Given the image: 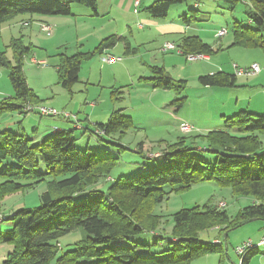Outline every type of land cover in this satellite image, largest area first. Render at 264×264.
Listing matches in <instances>:
<instances>
[{
  "label": "trees",
  "instance_id": "16d2710c",
  "mask_svg": "<svg viewBox=\"0 0 264 264\" xmlns=\"http://www.w3.org/2000/svg\"><path fill=\"white\" fill-rule=\"evenodd\" d=\"M183 1L156 0L146 11L154 18H163L172 5ZM227 1L233 4L239 0ZM73 3L95 9L96 0H0V23L19 14L70 15ZM246 14L249 24L233 21V44L264 50V0H250ZM113 42V37H106L95 49L101 50ZM178 46L183 53L208 54L211 51L198 36H186ZM10 47L14 65L0 52V64L7 68L12 87L11 99H0V114L37 101L21 68L23 57L31 48L23 46L21 38H12ZM83 56L87 54L61 55L57 78L64 88L78 80ZM149 78L155 87L174 89L177 94L182 93L186 82L174 80L162 67H152ZM198 80L204 85L232 84L230 77L220 72L199 76ZM183 98L176 97L173 102L177 101L179 106ZM132 123L129 115L115 110L105 123L95 127L103 133L95 134L93 129L91 135L111 148L123 149L104 136L121 135ZM74 129L53 131L37 143L22 133L0 131V202L11 192L49 180L38 206L17 209L6 218L11 220V226L4 237L0 235V241L10 244L11 250L3 264H189L198 256L212 252L222 255L226 250L223 241L200 240L201 232L216 228L225 233L249 219L264 221L263 114L239 111L224 118L222 128L202 135L206 142L203 146L189 145L179 136L174 142L166 143L159 155L149 154L161 157V161L148 168L143 166L140 173L112 179L101 187L97 184L110 176L118 158L101 156L89 147L78 148ZM195 149L213 152L215 159L208 161ZM205 180L230 187L235 196H249L255 202L242 207L234 218L209 203L175 212L166 241L168 247L159 251L156 250L159 236L152 243L135 240L134 237L144 231L155 234V224L140 216L143 201L150 200L155 205L168 192L185 190ZM9 184H13L14 190L3 193ZM79 230L84 236L73 248L61 251L57 248L56 242L61 237ZM258 250V247L249 248L240 255V264H248L251 255Z\"/></svg>",
  "mask_w": 264,
  "mask_h": 264
},
{
  "label": "rangeland",
  "instance_id": "374dc122",
  "mask_svg": "<svg viewBox=\"0 0 264 264\" xmlns=\"http://www.w3.org/2000/svg\"><path fill=\"white\" fill-rule=\"evenodd\" d=\"M242 1L243 0H239L238 2H234L232 4V1L227 0H197V3L199 4V6L198 4L197 6L200 13H197V16L194 17L191 12L193 7L190 5L193 0H185L181 3L172 5L170 10H168V14L174 12L177 17H180L182 20L185 17L191 19V24L197 29L209 30L214 28V26L225 27L227 29V33L224 35V39H227L232 38L231 28L233 21H241L243 24H249L246 11L250 4L245 5ZM110 2L113 4L112 11L104 21L107 28L119 27V30L125 31L127 35L128 32L127 29H125V26L128 24L132 26V35L138 40L150 34L153 37L154 35H157L155 30L151 27L149 28L146 24H144L145 26L143 25V30H138L135 27L137 22L142 21L141 19L138 21L137 18L139 15L144 13L143 2L141 6L135 8L134 6L127 7L126 3L122 5H115L113 0H102L101 5L107 8ZM133 9H135V12ZM30 15L33 17L39 16V14H20L0 23V52L4 54L6 60H8L11 65H14L15 59L13 50L10 47L12 35L9 32V25H13L17 31H20V26L14 25V23L19 21L18 23L23 25V21H26L23 20V18L28 19ZM31 26L32 27L26 26L21 29L22 33L25 35L22 45L31 48L30 53L26 55V57H23L21 66L27 86L33 91L34 95H38L39 98L45 100V102L40 103V105L54 108L57 111L65 110L75 115L80 113H89L92 108H84V94H86V92L84 90L83 92L78 91V89L82 90L83 88L79 85H75L72 89L73 92L70 94V91L62 88V86L58 83L57 73L54 67L56 63L59 64L57 62L59 60V53L71 54L70 52L76 48L72 44L59 48L54 47L51 35H46L45 33L42 34L40 31L35 32L36 26L34 24ZM189 31L193 32L192 29H189ZM199 32H201L202 35V30L198 31L197 34H199ZM205 32L207 33V31ZM65 33V36H69L70 34L73 36V30H69ZM204 37L208 42H211L212 39L207 38V34L204 35ZM148 42L140 44V46L137 47L139 48V51L136 53L137 55L135 54L136 56H133V59L135 60L125 59L124 55H115L122 57L123 60H127L122 61L119 65L129 67L132 74H134L131 78L129 74L125 73L126 70L124 68L117 69L118 75H116V78L120 80L121 83L132 82L134 85L133 88H130V91H132L131 94L126 95L125 99L122 100L121 103L113 102L109 105L105 102L107 101L105 99H107L109 92V88L105 87L113 82V80L108 77L106 73L99 75L95 68H93L92 72L89 74V85L91 86H87L88 93L91 94V91H95L97 94L101 90L103 91L101 95L102 97L97 100L98 102L101 101V103L97 105L96 109H94L95 111L92 117L96 118L95 116H100L101 111L109 105L111 107L113 106V108L124 107L127 112L126 114H130V117L133 120L132 125L119 137V140L122 139V143L120 142L118 144H120L123 149L114 146L113 148L116 151L115 153H111L113 151H110L112 148L109 147V153H107L108 155H105L104 152L106 151H104V147L109 146V144L103 141H96V136L94 135L91 137L89 148L95 149L101 156H115L118 158L117 165L111 170L110 176H107L103 182L100 181L97 184L98 187H101L103 183L116 179L120 176H129L140 173L143 166L148 168L155 162L161 161V157L154 158L149 156V154L153 153V155H159L160 151H162L161 149L166 143L174 142L179 136L184 137L186 143L189 145H206L202 136L203 133L205 134L206 132L201 130L197 133V126H203L206 122H208L209 117L214 114V108H210V106H212V103H214L218 94L211 95L206 90V93H201L202 86L199 84L197 79V76L199 75L197 65L201 60L199 59V61L192 62L186 61L185 58H180L182 64L181 68L178 70H172V63H167L166 68L169 70L166 71L168 73L170 72L171 75L179 76V78L186 80L181 94H177V92L172 89L167 91L158 89L149 92L150 89H145L139 82V78L140 76L150 75V72L146 70L148 69L147 66L155 63V61H160V55H158L157 51L160 50L161 46L165 42L164 40L162 41L163 43ZM170 42L172 41L170 40ZM91 43H93V39L87 41V44ZM123 49V45H120L114 50V52L119 50V53H122ZM256 50L260 51L258 56L252 55L253 53L251 55L256 58L255 60L257 64L263 66L264 52L260 49ZM141 59L146 63L145 65L140 62ZM38 61H45L46 65L41 66L37 63ZM92 64L96 65V69L99 68L100 64L105 68L111 67L110 65L102 64L100 58L98 62L96 60V62H92ZM86 69V66H84L83 72ZM263 76L264 74L261 73L255 77ZM98 82H100V86H98ZM101 86L103 88H101ZM238 92L242 93L243 91L239 90ZM11 95L12 87L8 77V70L0 64V99L5 96H7L6 98L11 99ZM46 96L48 97L46 98ZM175 96L184 97L180 101L179 106H177V101L173 102ZM94 98L97 99V96L95 95ZM48 102H52V105H49ZM89 102L90 101H87V103ZM20 110L22 113H26L23 111V108ZM28 114H31L28 117L34 118V120L31 121L34 123L28 122V117L24 120V124L28 129L31 128L30 126L35 125L38 120L42 119V121H45L44 119L49 118L41 115V118H38L34 115L39 114L33 112ZM181 121L192 125L196 129H192L188 132L181 131L179 128V123ZM25 132L27 134L26 136H30L28 130ZM197 134L200 135L197 137ZM73 136L75 137V145L78 148H86L87 137L84 136V134H81L78 130H74ZM109 137H111V135ZM112 137L113 138H109L107 141L116 142L115 138L118 136L114 137V135H112ZM195 152L208 161H213L216 155L210 151L195 149ZM40 168L43 169V166L40 165ZM47 182H49L48 179L35 183L31 187H25L14 193L11 192L14 190L13 184L6 186V192L2 190L5 194L9 192L11 193L5 195L0 202L1 238L4 237L6 230L11 226V220H6V218L10 216L12 211L17 209L38 206L40 204L41 193L48 189ZM164 189L169 188L168 186H164ZM220 202H224L225 206H219ZM251 202H255L254 200L252 201L251 197L235 196L231 192L230 187L219 186L213 180L198 182L185 190L168 192L165 194L164 199L157 202L155 205L154 203H151L150 200L143 201L142 205H140V216L147 217V219L155 224V234L149 231H144L143 233L136 235L134 238L136 241L152 243L156 237L159 236L156 243V250L159 251L168 247V243L166 241H168V237H170L172 215L175 212L195 205L202 207L204 204L209 203L211 207L225 210L231 217L234 218L242 207L251 204ZM152 213H156L160 216L152 217L149 215ZM261 221L262 220H250L245 224L226 231L225 233L212 229L201 232L199 234L200 240L208 241L212 238H216L213 239V242L219 243L220 241H223V244L226 243V250L222 255L217 252H212L201 255V257L198 256L189 264H240V257L236 254L235 247L244 243L248 239L253 242H257L264 232V228H259V223ZM83 236L84 233L81 230L70 232L56 242L57 248L60 251L62 249H71L74 247V243ZM173 241L176 242L177 240ZM258 248V253L251 255L248 264H264V245H259ZM10 250V244L0 241V264H3V261Z\"/></svg>",
  "mask_w": 264,
  "mask_h": 264
},
{
  "label": "crops",
  "instance_id": "0c3cea01",
  "mask_svg": "<svg viewBox=\"0 0 264 264\" xmlns=\"http://www.w3.org/2000/svg\"><path fill=\"white\" fill-rule=\"evenodd\" d=\"M101 1L102 0L100 1L96 0L95 9H91L79 3H73L71 4V14L70 15H39L35 17L30 15L28 19L23 18V20L29 21L28 22L29 24L20 25L18 23L19 21L14 23V25L20 26L19 27L20 31H17L13 25H9V32L12 35L11 39L21 38V41H23L25 37L24 33H22L21 31L23 27H26V26L32 27L31 25L34 24L36 26L35 32L40 31V33L44 34L45 32L42 30L40 24L48 23L50 25H53L54 27L53 32L51 34V40L54 43V47L59 48V47L72 44L76 48L72 52H70L71 54L63 53V55L70 56L76 53H81L85 55L87 54V56H83L81 58L79 72H78V80L75 83H73L69 88H65L66 90L70 91V94H71L73 92L72 89L75 87V85L76 86L79 85L83 89L82 90L78 89V91L83 92L84 90L86 92V94H84L85 95L84 108H87V109L92 108L90 109L89 113L76 114L78 115L77 117H79L80 119L79 121L82 124L83 128L74 129V130L80 131L81 134H84V136L87 137L86 147H89L90 139L93 136L91 135V130H93L99 123H105L113 111L120 110L121 113L123 114L127 113L124 107L123 108L121 107L113 108V106L112 107L109 106L113 102L121 103L122 100L125 99L126 95L131 94L132 91H130V88L134 87L132 82L131 83H121L120 80L116 78V75H118L117 69L124 68L126 70L125 73L129 74L130 77L132 78L134 74H132L129 67L125 65L120 66L119 64L125 59L132 60L134 58L133 56H136L137 55L136 53L139 51V48L137 47H139L140 44L147 43L148 41H149L148 43H155V42L161 43L163 40L164 42L171 40L172 42L178 45L181 42V40L186 36H198L199 39L203 43H206L207 45L210 46L211 51L208 52V59L206 60L200 59L201 61L197 65L198 73H199V75L197 76V79L199 76L217 73V72H220L222 76L230 77V80L232 81L231 85H227V84L225 85H204V84H201L198 80L199 84L202 86L201 88L202 94L206 93L205 92L206 90L211 95L218 94V96L215 99L214 103H212V106H210V108H214V114L209 117L208 122H206L203 126H197V133L201 130H204L207 133L208 131L212 129L222 128L224 118L229 117L239 111H247V112L264 115V94H263L264 76L255 77L261 73L264 74V71H261L259 74L253 77L235 76L234 68H233V63L237 64L240 67H245V66L250 65L253 62H256L255 60L256 58L253 57L252 55L258 56L260 51H257L256 49H260L264 52L262 48L233 44L234 42L233 34H232V38L224 39V36L217 38L215 34H216V31L219 29V27L221 28V26H214V28H211L209 30L197 29L196 27H194V25L191 24V19H188L185 17L182 20L180 17H177V15L174 12L170 14H168L167 12L166 16L163 18H154L146 11V7L152 4L156 0H113L115 5H118V4L122 5L126 3L127 7L134 6V8L141 6L143 2L144 13L139 15L137 18L138 21L139 19L142 20V21H139L142 24H138L139 22H137V24H135L136 25L135 27L138 30H143L145 26L144 24H146L147 26H149V28L151 27L155 30L157 37L155 35L153 37L151 36V34L148 36L143 35L144 38L138 40L137 38L135 39L134 36L132 35V26L128 24L125 26V29H127V32H128L127 35L129 36L126 35L125 31L119 30V27L107 28V25L106 23H104V21L111 14L113 4L110 2L109 6L106 8L101 5ZM242 3H244L245 5H249L250 0H243ZM197 4H198L197 0H193L192 4H190L193 7V9H191V12H192V16L194 15V17L197 16V13H200L198 10L199 4L198 6ZM133 11L135 12V9H133ZM189 29H192L193 32H190L191 30L189 31ZM69 30H73V36H71V34L69 36H65L66 35L65 32H68ZM201 30H202L203 36L201 35V32L197 34V32ZM205 31H207V33ZM142 32H145V31H142ZM206 34H207V38L212 39L211 42H208L206 38L204 37V35ZM109 36L113 37V41H114L113 44H111L108 47H103L101 50L96 51L95 48L99 45L101 40ZM90 39H93V43L87 44V41ZM120 45H123L124 47L122 53H119V50L114 52V50L118 48V46ZM157 52H158V55H160L159 56L160 61L159 62L155 61V63H152L150 66H147L148 69L146 70L150 72V75L140 76L139 78V82L141 83V85L144 86L145 89L146 88L150 89L149 92L155 91L158 89H162L165 91L171 90V89L155 87L153 85V82L149 78L152 75V67H162L163 70L167 74H169V76H171L174 80L181 79L179 78V76H173L170 74V72L168 73L167 71L169 69H167L166 67H167V63L171 62L172 70L180 69L181 64H182V61L180 58H185L183 54L177 53L175 51H170V50L169 51L158 50ZM105 54L124 55L125 59L123 60V58L120 57L119 60L111 64H108L101 60V56ZM61 55L62 54L59 53L58 55L59 60H60ZM24 57H26V55ZM99 58L102 64L104 65L107 64V65H110L111 67L105 68L104 66H101L100 64L99 68L96 69V65L95 64L93 65L92 62H96V60L98 62ZM59 60L57 61L58 63H59ZM195 61H199V60H195ZM195 61H192V62H195ZM140 62L143 65L146 64L142 59L140 60ZM84 66H86L87 69L83 72ZM54 67L57 73L58 64L56 63ZM93 68H95V70L97 71L99 75L106 73V75L113 80L111 84H108L105 87V88H109L107 99H105L107 100L105 102L109 105H107V108L101 111L100 116H95L96 118H93L92 116L94 115V111H95L94 109H96L97 105L101 103V101L98 102L97 100L102 97L101 95L103 91L101 90L97 94L95 93V91H91V94L88 93L87 86H91L89 85V79H90L89 74L92 72ZM98 86H100V82H98ZM62 88L64 87L62 86ZM101 88L103 87L101 86ZM239 90L245 93L243 92L239 93L238 92ZM95 95L97 96V99L94 98ZM35 96L37 98V101H34L33 103L40 104V103L45 102V100L39 98L38 95H35ZM47 97L48 96H46V98ZM50 97H53V96H50ZM87 101H90V102L87 103ZM48 104L52 105V102H48ZM30 115L31 114H28V113H22L20 109L7 111V112L0 114V131L10 130L16 133H22V134L27 135L25 131L28 130L30 133V136H27V137H31L34 141L33 143H37L40 140L53 134L52 127L54 125H56L57 127L63 128V129L74 128L70 121H66L61 118L49 117L48 119H44L45 121H42V119L38 120V122H36L35 125L30 126L31 128L28 129L26 128L27 126H25L24 124V120ZM128 115L130 116V114ZM34 116L41 118L40 115H34ZM32 120H34L33 117H28L27 119L28 122L34 123V122H31ZM110 135L111 137L104 136V138L108 140L109 138H113L112 135H114V137L118 136L117 137L118 139L115 138L116 143L121 142L122 139L119 140L120 135H118L117 133L110 134ZM197 135H200V134H197ZM96 141L102 142L103 140H99V137H96ZM108 147H110V145L107 147H104V151H108L107 150ZM110 151H113L111 153H115V149L113 147L112 149H110ZM252 220H259V219H252ZM259 228L260 229L264 228L263 220L259 223ZM212 230H217V229L213 228ZM263 235H264V232L262 236ZM213 239H216V238H212L211 240L213 241Z\"/></svg>",
  "mask_w": 264,
  "mask_h": 264
},
{
  "label": "built area",
  "instance_id": "2783aa9c",
  "mask_svg": "<svg viewBox=\"0 0 264 264\" xmlns=\"http://www.w3.org/2000/svg\"><path fill=\"white\" fill-rule=\"evenodd\" d=\"M137 3V1H136ZM23 25H27L28 21H23L22 23ZM138 24H142L141 22H139ZM41 28L42 30L45 32L46 35H51L53 32V25H50L48 23H41ZM227 33V29L225 27H221L216 31V37L220 38L222 36H224ZM161 51H175L177 53L183 54V56L185 57V59L187 61H195V60H199V59H208V55L205 53H183L182 48H180L177 44H175L174 42H170L167 41L165 42L161 48ZM120 57L119 56H115L112 54H105L101 56V60L105 63L111 64L117 60H119ZM38 64H40L41 66L46 65L45 61H38ZM233 68H234V75L235 76H253V75H257L259 74L261 71H264V65L261 66L259 64H257L256 62L251 63L248 66L245 67H240L237 64L233 63ZM263 94H264V90H263ZM7 96L3 97L6 98ZM23 108V111H25L26 113H36L39 114L41 116H47V117H55V118H61L63 120L66 121H70L72 123V126L74 128H78V129H82L83 126L80 123L77 115L72 114L70 112H67L65 110L62 111H57L54 108H50V107H46L40 104H35V103H24L23 106H21V109ZM179 128L181 131L184 132H188L192 129H196L195 127H193L190 124L187 123H183L181 122L179 124ZM53 131H57L63 128L57 127L56 125H54L52 127ZM95 134H102L103 131L101 129L98 128H94V132ZM219 206L224 207L225 203L224 202H220ZM259 245H264V235L261 236V238L257 241V242H253L252 240L248 239L247 241H245L244 243L238 245L235 247V252L238 256L242 255L243 253H245L249 248H253V247H259Z\"/></svg>",
  "mask_w": 264,
  "mask_h": 264
},
{
  "label": "water",
  "instance_id": "95a60500",
  "mask_svg": "<svg viewBox=\"0 0 264 264\" xmlns=\"http://www.w3.org/2000/svg\"><path fill=\"white\" fill-rule=\"evenodd\" d=\"M250 220H252V219H249L248 221H250ZM224 247H225V249H226V243H224Z\"/></svg>",
  "mask_w": 264,
  "mask_h": 264
}]
</instances>
